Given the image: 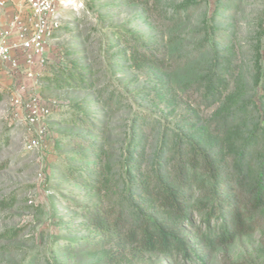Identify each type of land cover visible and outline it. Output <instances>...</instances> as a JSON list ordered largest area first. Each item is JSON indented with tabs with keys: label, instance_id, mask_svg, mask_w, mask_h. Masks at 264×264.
Returning <instances> with one entry per match:
<instances>
[{
	"label": "rangeland",
	"instance_id": "1",
	"mask_svg": "<svg viewBox=\"0 0 264 264\" xmlns=\"http://www.w3.org/2000/svg\"><path fill=\"white\" fill-rule=\"evenodd\" d=\"M215 7L216 0H77L62 9L34 79L22 70L2 69L0 264H199L201 213L190 230L195 252L190 259H165L124 243L91 217L120 198L125 147L137 118L146 121L148 158L164 127L218 143L228 155L260 123L264 0H242L236 12L216 21ZM214 27L228 33L219 44ZM137 41H148L162 58L161 67L134 62ZM218 50L231 58L233 76L220 100L207 105L200 78ZM69 74L89 82L77 85ZM20 85H25L22 93ZM35 102L51 110L30 123ZM245 102L253 118L221 138L214 130L216 118ZM78 117L87 123L74 122ZM251 219L258 227L217 247L207 264L264 261V209Z\"/></svg>",
	"mask_w": 264,
	"mask_h": 264
},
{
	"label": "trees",
	"instance_id": "2",
	"mask_svg": "<svg viewBox=\"0 0 264 264\" xmlns=\"http://www.w3.org/2000/svg\"><path fill=\"white\" fill-rule=\"evenodd\" d=\"M241 3L242 0H216L214 20L223 13L233 14ZM214 30L215 44L228 36L226 30L217 27ZM131 52L136 64L156 67L163 64L148 41H137ZM233 69L229 56L221 50L214 53L209 69L200 78L207 105L220 100L230 84ZM68 77L80 86L89 82L84 75ZM254 104L258 113V104ZM261 104L260 123L252 125L228 155L218 143L210 145L209 141L185 138L164 127L156 150L148 158V135L143 124L146 121L137 118L125 147L120 198L113 207L96 210L91 220L102 231L124 243L136 244L141 250L161 254L165 259H190L195 254L190 230L194 228V216L201 213L205 229H198L196 235L203 248L199 264H207L206 258L217 247L228 246L258 227L251 218L264 209V95ZM253 112L249 102H245L220 114L215 120V133L225 138L232 126L253 118ZM73 121L88 120L78 117ZM94 181L90 179V184ZM224 264H264V261Z\"/></svg>",
	"mask_w": 264,
	"mask_h": 264
},
{
	"label": "built area",
	"instance_id": "3",
	"mask_svg": "<svg viewBox=\"0 0 264 264\" xmlns=\"http://www.w3.org/2000/svg\"><path fill=\"white\" fill-rule=\"evenodd\" d=\"M25 17L16 14L9 29L0 28V68L7 67L15 73L22 70L24 77L34 79L37 64L43 63V53L47 37L60 25L62 9L70 8L77 0H21ZM73 1L72 4L70 2ZM5 0H0V7ZM18 29V41H12V29ZM23 64V69H22ZM20 85L18 92H23ZM16 99V103H19ZM29 114V122L36 123L40 117L50 112V107L34 103Z\"/></svg>",
	"mask_w": 264,
	"mask_h": 264
},
{
	"label": "crops",
	"instance_id": "4",
	"mask_svg": "<svg viewBox=\"0 0 264 264\" xmlns=\"http://www.w3.org/2000/svg\"><path fill=\"white\" fill-rule=\"evenodd\" d=\"M16 14H21L23 19L25 12L23 11L21 0H5V5L0 7V28L9 29L11 27V21ZM18 29L13 27L12 29V41H18ZM3 68H0V74Z\"/></svg>",
	"mask_w": 264,
	"mask_h": 264
},
{
	"label": "bare ground",
	"instance_id": "5",
	"mask_svg": "<svg viewBox=\"0 0 264 264\" xmlns=\"http://www.w3.org/2000/svg\"><path fill=\"white\" fill-rule=\"evenodd\" d=\"M72 3H73V1L70 2V4H72Z\"/></svg>",
	"mask_w": 264,
	"mask_h": 264
}]
</instances>
